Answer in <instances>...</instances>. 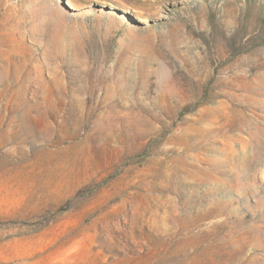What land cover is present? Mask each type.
<instances>
[{
    "label": "rangeland",
    "instance_id": "1",
    "mask_svg": "<svg viewBox=\"0 0 264 264\" xmlns=\"http://www.w3.org/2000/svg\"><path fill=\"white\" fill-rule=\"evenodd\" d=\"M264 264V0H0V264Z\"/></svg>",
    "mask_w": 264,
    "mask_h": 264
},
{
    "label": "bare ground",
    "instance_id": "2",
    "mask_svg": "<svg viewBox=\"0 0 264 264\" xmlns=\"http://www.w3.org/2000/svg\"><path fill=\"white\" fill-rule=\"evenodd\" d=\"M68 3L70 5L73 4V0H68ZM183 244L180 242L179 246H178V249L177 250V254L179 253L181 255V257L179 259H182L180 262H183V260H188V264H192L195 263L196 261L199 260L198 256H199V253L197 252H188L187 250L185 252H183ZM180 264V263H179Z\"/></svg>",
    "mask_w": 264,
    "mask_h": 264
}]
</instances>
